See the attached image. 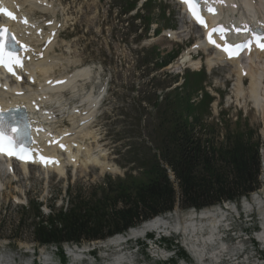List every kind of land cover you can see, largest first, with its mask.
<instances>
[{
    "label": "rangeland",
    "instance_id": "374dc122",
    "mask_svg": "<svg viewBox=\"0 0 264 264\" xmlns=\"http://www.w3.org/2000/svg\"><path fill=\"white\" fill-rule=\"evenodd\" d=\"M38 1L43 2L56 12H43L48 15L47 18L52 16L51 21H53L57 17L60 22H64H59L61 28L65 25L61 30L58 43L55 45L54 55L51 53L53 56L61 58L57 59L59 66L57 65V69L55 68L56 76H60L61 72L66 74L75 70L77 71V69L79 71L83 67H90L89 69H91V74L88 77H80L77 80L78 89L73 91L70 88L73 96L77 94L74 97L80 96L79 99L81 101V98L90 94L91 98L87 100L92 101L95 99V103L93 104L95 106L93 109L94 112L97 105V97L94 96L93 91L96 93L99 87H101V83H104L107 77L111 79L108 85L109 92L107 101L102 107L103 114L98 118L92 130L88 129L91 135L89 139L88 137L86 138L88 141L86 143L84 142V144H88L87 146L90 145L91 150L93 149L91 151L92 154L101 156L102 161L108 166V169L105 171L110 170V166L115 169L112 172H104L102 168H95L96 166L91 167L93 165H90L87 167H91L90 169L79 168L76 176H72L71 172H69L66 179L59 178L53 174L49 178H44L33 169L31 175L26 178H21L16 183H11L12 181L3 179L4 190H0V255L3 253L12 254L20 263L33 262L32 260L34 258L44 262L42 260L43 253L53 256L57 262L60 260L58 258L57 248L54 246L49 248L44 246L40 247L41 253L33 257V252L36 247L32 239L34 218L30 213L25 214L23 211H20L17 205L26 204L28 199H35L42 202L41 209L47 215L50 212V205H55V207L59 208L66 205L67 202H72V200L76 201L81 197L88 198L99 185H103L108 179L114 181L118 177H123L134 165V163H129L130 160L135 158L134 154L142 159L148 158L149 151L147 148H155L153 146L154 143L150 140V136L159 137L162 135V138L164 137L163 131L165 126H161V122L162 112L164 111L163 105L167 103L166 97L169 90L167 87L174 83V78H178L177 83L173 85L176 86L179 83H183L185 77V75H164L160 70H156L154 67L156 54L151 55L150 53L153 49L149 50V46L147 45L150 42L153 43V40L156 39L154 37V29L164 30L167 28H175L179 29L177 31H180V28L183 27L181 26L183 17L180 15L176 6H171L169 1L160 0V2L156 0L157 3L154 1L150 7L145 6L143 10H139V13H144V17H146H140L143 21V26L147 28L151 22L147 35H145V30L142 31L144 27H140V20L136 21L137 28L140 27L141 29L138 34L131 32L136 28L135 25L129 27L127 23H124L138 9L136 7L134 11L128 13L129 10L127 9L129 8L126 6L132 0ZM28 5L27 7L30 8ZM151 9L152 11H150ZM38 11L41 10H35V15L38 14L36 18L41 20L43 17H40L41 13ZM168 11H171V13L169 14ZM149 15L151 16L150 22L147 19ZM141 31L142 34H139ZM138 35H142L141 41H138ZM158 45V50L161 51L162 55H166V53L173 49V52L183 49V46L172 45V42L167 40L160 41ZM190 52L188 51V53ZM60 60H62L63 65ZM207 61L208 57L206 63ZM198 62L201 65L202 59L199 58L194 61L190 58L185 64L189 63L192 65V63L197 64ZM61 66L63 67L59 68ZM194 68H198L197 65ZM169 71L173 72V70ZM207 73L204 76L205 78H203L204 82L202 85L213 96H216L215 100L213 102L205 101L200 96L203 93L201 91L199 95L197 93L192 95V99L189 100L190 102H195L196 112L203 114L201 125L204 124V126L202 129L213 127L219 142L226 141L225 138L230 132L244 134L245 136L248 135L252 137L253 141L261 142V148L264 150V117L262 112L256 109L250 101L246 102L243 98L241 100L240 98L237 99L233 92L236 78L232 76L231 78L229 77L231 80L227 79V75L229 74L231 76L232 74L230 70L228 71L223 67H216L212 70H207ZM193 79L190 80L192 84ZM245 87L247 88L249 85ZM75 91H78V93ZM186 91L190 90H184L183 95ZM82 93L83 95H81ZM61 95L62 98L64 97L63 100H68L67 102L72 106L69 100L70 98L65 97L63 93ZM158 97L161 105L160 107L154 108ZM89 101H86L87 106L90 103ZM81 102L85 103L83 100ZM178 102L177 100L175 103ZM176 106L178 107V113H181L179 112L182 110L181 107L179 105ZM72 108L74 107L72 106ZM93 115L90 119L93 118ZM194 116H196L195 112L191 114L190 120ZM69 121L72 124L74 123L72 120ZM199 126H197L198 131H200ZM249 133L251 134L249 135ZM130 149L133 150L132 154L128 153ZM262 162L261 158L260 188L263 185ZM240 204L241 202L237 204V212L233 210V213H231L230 211L232 209L230 208L231 210L227 211L228 215L224 220L232 221L231 233L234 232L235 236H243L246 232L244 227L250 226V224H246L243 221V219H246V215L253 213V217L256 220L262 218V214L258 212L257 208H254L255 210H247ZM226 206L231 207V205ZM175 209H180L182 212L189 211H185L177 206ZM19 222H22V224L19 225ZM252 225L254 224L252 223ZM254 229L255 227L251 228L252 231ZM252 231H247L248 235L244 237L247 239L251 235L253 236ZM165 232L167 235L170 234V236L165 237L166 239L162 240L159 246L153 245L151 248L146 245L142 246L141 242H144V240L141 238L131 240L128 244H123L118 247L115 246L114 248H110L113 246H108L106 243L103 245L95 243V247L93 243H85L83 248H96V251L88 253L85 252L87 249H84L82 259L76 261L72 257H69V262H71L69 264H82V261L83 264H112L111 262L118 256L117 254L131 256L132 259L129 264L170 263L162 259L156 260L159 259L158 257L152 259L150 252L153 248L161 250V253L165 249L168 251L165 252L166 254L178 255V257L175 256L177 258L176 262L171 261V264H199V260L188 250L182 235L175 234L171 230ZM252 243L256 245V248L252 246ZM252 243L247 241L240 242V244L245 245L244 248L247 247L246 253L249 256L253 254H250L251 251H257V254L264 256V253L260 252V249H264V243ZM183 246L191 256L189 253L187 257L186 255L181 256L182 251L179 253L178 249L186 251ZM218 255L220 256V254ZM233 255L234 253H226V255H222V258H224L223 260H229ZM84 258H88L89 260H83ZM210 261L211 259L207 260V263ZM215 263V260H213V264Z\"/></svg>",
    "mask_w": 264,
    "mask_h": 264
},
{
    "label": "trees",
    "instance_id": "16d2710c",
    "mask_svg": "<svg viewBox=\"0 0 264 264\" xmlns=\"http://www.w3.org/2000/svg\"><path fill=\"white\" fill-rule=\"evenodd\" d=\"M173 94L178 100L180 93ZM204 97L206 101L210 99L207 93ZM178 101L165 105L161 122L164 137L150 136L155 149L147 148L149 157L142 159L134 154L131 162L140 170L138 175L127 173L124 178L98 186L88 198L72 200L66 209L50 205L47 216L35 200L22 207L23 213L34 218L32 239L36 252L38 247L56 245L66 264L62 248L65 243L82 245L126 233L157 215L173 211L178 201L184 210H201L224 201L238 202L260 188V142L231 132L226 141L219 142L213 127L199 126L197 130L203 115L196 112L189 96ZM176 105L181 107V113ZM194 112L196 116L190 121ZM165 166L174 173L179 191ZM185 255L182 251L181 256Z\"/></svg>",
    "mask_w": 264,
    "mask_h": 264
},
{
    "label": "bare ground",
    "instance_id": "6f19581e",
    "mask_svg": "<svg viewBox=\"0 0 264 264\" xmlns=\"http://www.w3.org/2000/svg\"><path fill=\"white\" fill-rule=\"evenodd\" d=\"M219 9L224 13L223 17L226 18L228 23L234 24L233 26L239 28H252L254 30H258L264 27V0H215ZM30 6V8L27 7ZM17 6L20 7L19 11L22 15L26 16V20L28 21L27 29L34 30L33 32H42V34H49L53 30L56 32L55 36H57L59 30L61 29V25L57 20H53L47 23L49 25V33L44 29V24L40 19L35 17V10H41L42 12H50L56 13L53 9H50L49 6L45 5L43 2L38 0H21V2L16 3ZM49 5V4H48ZM54 15V14H53ZM242 24V25H241ZM246 24V25H244ZM249 24V25H248ZM185 26L180 28V31H174L172 36L178 38V34L185 33ZM41 37V36H40ZM32 40L35 39L34 35H31ZM41 38H36L34 41L37 45L40 43ZM45 42V39H43ZM161 40H159L160 43ZM168 44V42H167ZM40 45V44H39ZM55 45L52 44L49 47L42 48L43 57H34L36 60V64L39 65V69L37 73L34 75V83L32 85L40 86L39 89L43 91L44 94L36 95L32 94L35 86L26 85V91L23 96H16L10 91L7 92V95H11L15 100L22 101L29 97L32 103H28L33 105V108H37L36 105H39L40 112L44 111L47 108L49 103L58 104L59 111L65 113L69 120L74 121L78 117H81L83 121L89 120L93 115L94 103L95 99L89 101L91 96L86 95L81 98L83 101H89V105L85 108L84 112L81 114L77 113V108H72L69 105L68 100L64 101L62 98V93L71 88L73 91L78 89L77 80L80 77H88L91 74V69L84 68L77 70L75 74L65 75L61 78L66 79V83L57 86V87H49L44 88L41 86V79L44 78L50 79L52 78V74L55 73V68L58 65V61L56 56H53L51 53L55 50ZM171 46V45H170ZM203 45L198 42L194 46L195 52ZM203 50L207 52L208 61L207 64L210 68L217 66H231L230 72L236 75V82L234 87V93L237 99L243 98L246 102L250 101L254 104V107L262 112L264 117V55H259L251 59L249 63L240 64V61L237 59L227 60L228 58L224 57L220 52L213 51L209 52L208 46L203 47ZM190 52V51H189ZM209 54V55H208ZM37 53L34 54L36 56ZM212 56V57H210ZM192 59V54L184 53L178 66L184 65L185 62L189 59ZM200 58V57H199ZM61 59V58H60ZM201 59V58H200ZM207 59V58H206ZM63 60V59H62ZM62 60H60L62 62ZM66 60V59H65ZM64 60V62H65ZM193 60V59H192ZM67 62H69L67 60ZM61 65V64H60ZM63 65V62H62ZM199 67L200 62L192 63L191 66ZM59 66V65H58ZM244 75H247L249 78V87L246 86V79L243 78ZM81 82V81H80ZM86 83V82H85ZM82 88V87H81ZM19 86L16 91L20 90ZM4 91V90H3ZM76 92V91H75ZM80 92V91H79ZM78 93V91L76 92ZM77 94H74V96ZM80 95V94H79ZM83 95V93L81 94ZM67 99V98H66ZM86 99V100H85ZM70 100V99H69ZM81 100V101H82ZM53 113V111H50ZM38 117H34L35 121L43 122L48 119V117H44L42 114L37 115ZM52 121L55 122V117L52 116ZM61 122V121H60ZM76 127L75 135L72 137V141H68L69 152L67 155H60L59 158V166L57 167V171L59 174H63L65 172L64 166L67 164H72L75 168H87L90 165L100 167L103 171L108 169L107 164L102 161L101 156H97L91 153L93 149L86 144L84 141L87 137L91 135V132L88 130L87 125L78 128ZM74 129V128H73ZM63 131H70L67 129L61 130L58 127L57 134ZM95 134V133H94ZM94 136V135H93ZM93 138V137H92ZM95 138V137H94ZM94 148V147H93ZM56 168V165H55ZM23 169L25 172H31V167L24 166ZM50 167H47V172H50ZM88 169V168H87ZM110 170H113L110 167ZM114 171V170H113ZM84 172V171H83ZM82 173V172H81ZM263 185L262 187L254 192L249 199H244L242 202V206L245 209L257 208L258 212L262 214V218L264 219V153H263V176H262ZM229 205V204H227ZM241 205V204H240ZM235 210L234 205L230 206H215L206 208L200 212L198 211H188L182 212L180 210L175 209L172 211L169 216L165 217H156L149 221L144 222L142 225L132 228L128 231L124 236H118L116 238H111L109 241L105 242L108 246H120L122 242H126L129 239H137L144 236L146 233L150 231H167L171 230L176 234L182 235L184 238V242L187 245L189 251L194 254L199 260V264H213V260L217 263H221L224 258L222 255L224 250L228 251V245L224 242L225 240L218 235L219 227L223 224V221L227 218L228 210ZM244 209V210H245ZM237 210V209H236ZM264 226V221H263ZM208 231V232H205ZM172 233V232H171ZM261 242H264V231L261 232L258 236ZM243 247V245H241ZM106 248V247H105ZM210 248V249H209ZM208 250V252H207ZM210 250V251H209ZM240 249L234 248L227 253H234L232 258L227 260V264H259L258 261H242L240 263L236 262V259L239 256ZM68 254L73 260L80 261L82 259V255L84 254V249L82 247H69ZM192 254V255H193ZM220 254V256L218 255ZM226 255V254H225ZM43 264H55V260L53 256L43 253ZM222 258V259H221ZM211 259L210 262L207 263V260ZM131 261L130 256L128 255H118L111 262L112 264H127ZM0 264H32V262L20 263L19 260L12 254L3 253L0 255Z\"/></svg>",
    "mask_w": 264,
    "mask_h": 264
},
{
    "label": "snow or ice",
    "instance_id": "6c2138e0",
    "mask_svg": "<svg viewBox=\"0 0 264 264\" xmlns=\"http://www.w3.org/2000/svg\"><path fill=\"white\" fill-rule=\"evenodd\" d=\"M184 2H185V3H189V0H184ZM208 10L211 11V12H214V11H215V10L212 9V8H209ZM189 11L192 12L194 18H196L197 21H198L199 23L204 24L203 19H201V18L198 16V14H197V12L195 11L194 6H193L192 4H189ZM9 15H11V13H9ZM214 31H216V30L213 29V32H214ZM237 31H239V29H237ZM209 41L212 42V43H215V41L212 40V33H211V32L209 33ZM217 46L219 47V45H217ZM232 47L239 49L240 46H239V45H232ZM258 47H260L261 49H264V43H260V44L258 45ZM223 50H224L225 52H227V53L229 54L230 57H231V55L236 54V53H233V52L229 51V47H227V46H225V47L223 48ZM10 70H11V69H10ZM61 83H62V82H61ZM3 136H4V131H3V129H0V140H2Z\"/></svg>",
    "mask_w": 264,
    "mask_h": 264
},
{
    "label": "built area",
    "instance_id": "2783aa9c",
    "mask_svg": "<svg viewBox=\"0 0 264 264\" xmlns=\"http://www.w3.org/2000/svg\"><path fill=\"white\" fill-rule=\"evenodd\" d=\"M238 257H239V256H238ZM242 261H243V259H242L241 257L236 259V262H237V263H240V262H242ZM256 261H258L259 264H264V258H262V257H258V259H256Z\"/></svg>",
    "mask_w": 264,
    "mask_h": 264
}]
</instances>
